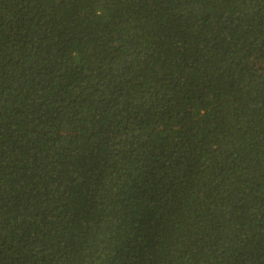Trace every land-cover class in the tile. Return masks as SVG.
I'll use <instances>...</instances> for the list:
<instances>
[{"label": "trees", "instance_id": "16d2710c", "mask_svg": "<svg viewBox=\"0 0 264 264\" xmlns=\"http://www.w3.org/2000/svg\"><path fill=\"white\" fill-rule=\"evenodd\" d=\"M0 264H264V0H0Z\"/></svg>", "mask_w": 264, "mask_h": 264}]
</instances>
